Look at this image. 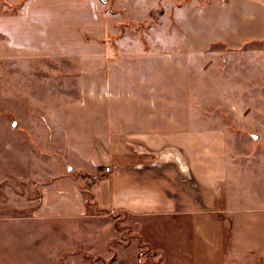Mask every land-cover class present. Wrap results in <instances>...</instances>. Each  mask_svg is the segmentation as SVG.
Wrapping results in <instances>:
<instances>
[{
	"label": "crops",
	"instance_id": "obj_1",
	"mask_svg": "<svg viewBox=\"0 0 264 264\" xmlns=\"http://www.w3.org/2000/svg\"><path fill=\"white\" fill-rule=\"evenodd\" d=\"M162 4L0 0V102L28 105L72 172L105 170L98 210L172 220L158 264H264V0ZM62 189L41 217L81 215Z\"/></svg>",
	"mask_w": 264,
	"mask_h": 264
},
{
	"label": "rangeland",
	"instance_id": "obj_2",
	"mask_svg": "<svg viewBox=\"0 0 264 264\" xmlns=\"http://www.w3.org/2000/svg\"><path fill=\"white\" fill-rule=\"evenodd\" d=\"M192 1L176 0V5ZM160 2L168 6L167 0ZM207 3L202 0L203 6ZM168 8L155 7L151 21L172 15ZM168 20L166 17L163 21ZM166 27H172V22ZM154 29L163 31L156 25ZM33 114L26 104L0 102V264H129L121 255L122 249L131 244L139 249L135 254L136 262L137 258L140 261L137 264H158L161 249L155 242L168 244L169 239L184 238L174 235L172 220L163 223L152 217L134 218L120 211L98 210L90 189L105 176V170L92 176L79 170L67 171L72 165L61 155L54 157L42 151L39 135L30 134ZM70 185L81 188L85 206L81 215L69 220L41 217V198L45 197L47 208H60L52 195Z\"/></svg>",
	"mask_w": 264,
	"mask_h": 264
},
{
	"label": "water",
	"instance_id": "obj_3",
	"mask_svg": "<svg viewBox=\"0 0 264 264\" xmlns=\"http://www.w3.org/2000/svg\"><path fill=\"white\" fill-rule=\"evenodd\" d=\"M67 171H69V172L71 171V168H70V167H68V166H67Z\"/></svg>",
	"mask_w": 264,
	"mask_h": 264
}]
</instances>
